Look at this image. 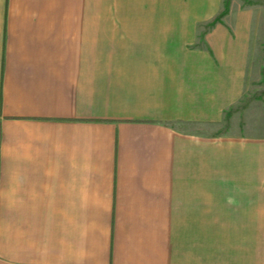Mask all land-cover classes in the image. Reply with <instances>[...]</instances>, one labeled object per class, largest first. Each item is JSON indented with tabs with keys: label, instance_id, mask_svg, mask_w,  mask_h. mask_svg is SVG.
<instances>
[{
	"label": "crops",
	"instance_id": "crops-1",
	"mask_svg": "<svg viewBox=\"0 0 264 264\" xmlns=\"http://www.w3.org/2000/svg\"><path fill=\"white\" fill-rule=\"evenodd\" d=\"M224 6L0 0V264H264L260 124L202 130L254 63Z\"/></svg>",
	"mask_w": 264,
	"mask_h": 264
},
{
	"label": "rangeland",
	"instance_id": "rangeland-1",
	"mask_svg": "<svg viewBox=\"0 0 264 264\" xmlns=\"http://www.w3.org/2000/svg\"><path fill=\"white\" fill-rule=\"evenodd\" d=\"M225 8L228 12L232 8L235 14L249 11L252 25L250 48L254 63L250 64L251 76L245 80L242 98L224 110V117L216 127L202 125V130L215 128L217 134L247 132L246 124L250 123L260 124L253 132L261 134L264 133V128L260 127L264 124V0H225Z\"/></svg>",
	"mask_w": 264,
	"mask_h": 264
},
{
	"label": "trees",
	"instance_id": "trees-1",
	"mask_svg": "<svg viewBox=\"0 0 264 264\" xmlns=\"http://www.w3.org/2000/svg\"><path fill=\"white\" fill-rule=\"evenodd\" d=\"M227 12H228V10H227V8H225V9L222 11V13L216 18V20H215L213 23H215V22H217V21H220L221 18H222V16H224ZM213 23H212V24H213Z\"/></svg>",
	"mask_w": 264,
	"mask_h": 264
}]
</instances>
